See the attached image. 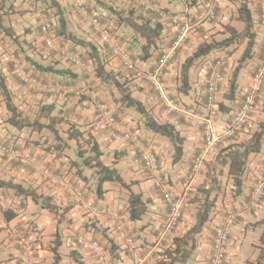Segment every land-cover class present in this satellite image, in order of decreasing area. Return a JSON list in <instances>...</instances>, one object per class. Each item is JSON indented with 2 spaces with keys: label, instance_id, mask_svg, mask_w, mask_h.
<instances>
[{
  "label": "crops",
  "instance_id": "0c3cea01",
  "mask_svg": "<svg viewBox=\"0 0 264 264\" xmlns=\"http://www.w3.org/2000/svg\"><path fill=\"white\" fill-rule=\"evenodd\" d=\"M11 1L9 13L2 16V27H0V67L6 74L13 101L21 112L22 118L33 121L39 117L45 126L33 129L31 127L18 128L12 125L9 121L11 112L6 107L0 93V140L19 147L28 159L25 165H21L16 161L0 158V180L19 182L25 187L36 189L39 194L50 195L52 202L56 205V210L52 212L42 208L40 203H36L31 197L18 194L13 188L0 187V193L5 195V200L0 203V264H18L20 251L8 236V229L17 222L29 224L30 221L37 225L42 234L43 247L38 253L39 257L36 260L38 264L52 263L53 254L50 245L57 233L62 239L60 247V252L63 253L62 264H78L73 259L71 250L76 248L75 240L82 235L88 238H98L106 243L111 250L109 258L114 264H157L163 259L165 247L172 243V239L183 235L196 223L201 203L199 199L206 195H202L203 193L208 191L216 197V203L208 221L197 235V245L192 256L184 264H207L213 248L214 229L225 220L228 212H235L236 220L231 229L226 264H256L260 250L253 246L252 242L260 238L263 232V225L256 223L264 218V193L258 203L251 200L250 194L257 179L264 175V141L261 151L251 156L249 160L242 195L235 198L232 196V179L228 174V165L224 166V170L219 169L217 165L221 164L218 162V157L213 154L205 157L200 173L190 187L186 188L184 181L195 156L204 147V137L200 128L187 122V116L183 111L175 109L176 105L186 104L195 108L199 114L205 115L207 112L205 95L209 68L212 61L225 52L224 49L229 50L235 44L212 52L204 57L202 63L191 68V88L188 92L180 89L181 68L186 58L203 41L227 36V33H223L225 25L231 24L238 31H244L245 23L236 18L240 0H216L218 3L216 19L205 22L196 32L190 33L188 38L182 41L179 50L166 69V96L156 93L152 84H148L149 81L136 78L121 65L118 59L111 56L110 47L102 42L91 21L73 10L71 0ZM86 1L91 11L100 14L108 27L112 28L113 34L131 49L140 67L147 72L156 68L159 53L169 49L181 30L180 26L165 21V29L152 51V56L144 60L142 44L145 39L134 31L125 18L129 13L143 14L146 17H152L151 14L127 0ZM152 1L158 2L170 12L188 14L190 19L194 20L207 0ZM2 2L8 6L7 0H0V3ZM248 4L253 11L256 45L253 49V56L246 60L238 71L235 100H230L227 95L230 89V68L235 58V55L232 56L230 53L228 55L223 69L222 88L217 95V101L230 107V110L220 113V119L230 118L237 110L244 95L251 87L254 70L261 61L264 27L258 20V0H248ZM46 12L52 16L54 21L59 14L63 15L66 21L65 34H60L58 29H55L56 41L67 50L80 55L86 60L87 66L72 64L57 51L45 45L40 32V23L42 13ZM246 44L247 40L241 43L244 47ZM13 54L27 58L30 64L36 61L45 67H51L50 69L53 70L43 71L32 65L33 68L30 70L49 84L66 86V91L57 95H49L39 90L26 88L13 69L10 60ZM96 59H99L107 71H114L118 79L129 78V84L137 87L132 93L133 96L144 103L157 121H169L177 126L181 134L185 136L184 156L179 162H173L175 152L173 143L167 137L149 130L146 127L145 117L140 112L133 107H126L121 99L115 103L112 102L105 91L108 86L112 85L97 76ZM85 85L96 88L125 128L134 130L139 135V140L132 143L124 138L117 140L111 138L109 131L105 129L95 127L94 131L90 130L104 153L102 160L119 171L125 182L129 184V188L116 182H106L99 193L93 171L83 168L81 164H75V161H79L76 155L77 142L68 137L69 128L71 124H76L77 127L88 130L90 123L96 118L94 110L90 107H83L75 95L76 89ZM114 86L113 84V96H119L120 92ZM263 92L264 90L259 96L249 127L235 137L223 141L219 148L223 149L229 144L245 140L251 126L264 120L263 107L260 106L262 103L260 97ZM45 104L54 105L50 111L45 110L50 114L46 117L41 113ZM51 116L55 117V121L51 120ZM63 141L66 143L65 147L57 146ZM145 148H150L158 154L161 163L158 173H151L144 168L141 150ZM47 171L68 172L72 185L88 189L90 197L103 211L102 216L98 219L93 218L84 207L72 201L66 188L51 185L47 178ZM218 176L219 179H216ZM161 181H166L175 194L185 193L181 223L162 244L158 243V239L168 214V206L159 188ZM222 183H224L223 187ZM215 184L216 188L208 190ZM131 191L140 193L148 202V210L139 220H132L129 215ZM17 206L24 207V217L15 215L11 219L7 218L6 216L12 213L9 211L6 214V210L12 208L14 211ZM117 222H122L127 232L134 237L132 244L127 243L119 235L115 228ZM248 237H251V243ZM82 261L84 264H100L94 256L87 252L83 253Z\"/></svg>",
  "mask_w": 264,
  "mask_h": 264
},
{
  "label": "built area",
  "instance_id": "2783aa9c",
  "mask_svg": "<svg viewBox=\"0 0 264 264\" xmlns=\"http://www.w3.org/2000/svg\"><path fill=\"white\" fill-rule=\"evenodd\" d=\"M133 4L157 14L162 20L169 21L181 27L178 38L171 47L162 55L154 71L146 72L142 70L134 60L130 49L113 34L110 27L106 26L102 19L90 12L82 0H73V8L83 17L88 18L95 31L100 35L102 42L110 47L111 55L118 59L121 65L133 73L136 77L150 81L155 90L161 95H165L164 81L162 78L163 69L168 62L175 56L183 40L188 38L190 33L196 32L205 22L214 20L217 16L218 3L216 0H207L203 9L194 20L190 19L188 14L170 12L161 7L152 0H129ZM259 23L264 27V0H258ZM40 31L45 45L59 54L72 64L86 66V62L78 55L67 50L61 43L56 41L52 18L47 13H42ZM14 71L21 82L29 90H39L46 94H60L66 91L64 85H53L43 81L40 77L34 75L26 68L24 61L17 55L10 58ZM225 61L221 58L213 60L206 82L205 104L207 112L205 115L199 114L192 106L176 105L175 109L183 111L190 124L202 130L204 137V147L198 153L192 163V167L184 181L186 188L190 187L197 175L200 173L201 166L205 157L209 154H217L221 143L227 139L235 137L238 133L246 130L251 122V117L257 108L258 96L264 88V41L262 48L261 61L253 74V82L249 91L244 95L243 100L237 110L228 119H220L221 111L217 106V95L221 90L223 81V69ZM75 95L83 107H90L96 113L94 125L100 129L109 131L110 137L117 139H127L130 142L139 140L136 131L125 128L119 120L117 114L113 112L110 106L102 99L96 88L92 86H81L76 89ZM0 158L8 159L21 163H27V157L21 149L15 145L0 140ZM141 160L144 168L151 173H158L161 169L160 158L158 154L150 149L141 150ZM47 178L51 185L67 189L68 196L79 206L84 207L93 218L98 219L103 211L97 203L90 197L87 189L72 185L67 172H49ZM160 191L164 201L168 206V214L164 221L158 243L162 244L180 225L183 218L185 206V193L175 194L174 190L168 186L166 181L159 183ZM264 193V175L257 179L252 192L251 200L255 203L261 201ZM5 200V195L0 193V203ZM17 216L24 217L25 209L23 206L14 208ZM236 213L230 212L223 222L214 229L213 248L208 258L207 264H225L228 255V246L231 239V229L235 224ZM28 225V226H27ZM23 226V227H22ZM115 228L119 235L132 244L134 237L125 229L122 222H117ZM32 228L29 224L17 222L9 228L10 235L21 250L23 264H33L32 257L34 253L33 243L31 242ZM78 244L81 249L96 258L100 264H114L109 258V249L97 238L78 237Z\"/></svg>",
  "mask_w": 264,
  "mask_h": 264
},
{
  "label": "trees",
  "instance_id": "16d2710c",
  "mask_svg": "<svg viewBox=\"0 0 264 264\" xmlns=\"http://www.w3.org/2000/svg\"><path fill=\"white\" fill-rule=\"evenodd\" d=\"M9 10H10L9 6H5L3 2L0 3V27H2V16L8 14ZM58 12L56 13L57 15L59 14ZM148 13H150L152 17H146L143 14L135 15L134 13H129V15L125 18L127 23L134 29V31L138 35H140V37L145 39V42L142 44V52H143L142 58L144 60H147L152 56V51L156 47L157 41L158 39L161 38L163 31L165 29L164 20H162L155 13L149 11ZM119 17L122 18V16L120 15ZM236 18L245 23L244 31L240 32L231 24H227L224 26V30H223V33H227V36L222 37L220 39L217 38L209 41L208 40L203 41L197 47V49L189 57L186 58V60L182 65L181 73H180L181 75L180 89L182 91L188 92L189 89L191 88L190 70L192 67L202 63L204 57H206L207 55L211 54L216 50L224 49L233 44H239L244 42V40H247L244 53L240 60L241 63L235 70L233 79L230 82L228 98L230 100H235L238 71L242 67L241 64L243 62H246V60H248L253 56V52H254L253 49L256 45V33L255 31H253V25H254L253 11L248 4V0H240V5L237 9ZM52 24H53L54 33H56L55 29H58L60 34H65L66 21L63 15L59 14L58 18L55 21L52 18ZM79 42H84V41H79ZM173 42L171 43V45L173 44ZM262 48H263V44H262ZM165 52L166 50L159 53L157 59L158 61ZM16 55L24 61L26 68L28 70L33 68V66L43 71L53 70L50 69L51 67H45L36 61H32L30 64L27 58L22 57L21 55L18 54ZM133 57L138 63V60L135 58L134 55ZM169 62L167 66L163 69V75H162L163 81L165 80V73L169 65ZM95 70L97 76L102 81L113 83L118 88V90L121 93L122 103L126 107L135 108L145 117L146 127L149 130L167 137L173 143L175 150L173 162L174 163L179 162L184 156L185 136L181 134L177 126L169 121L166 122L157 121L154 118V116H152L150 112L147 110L144 103L133 96L131 90L124 89L125 81L118 79L114 71H107L105 69V66L99 61V59H96ZM0 93L2 94L3 100L6 103V107L11 112L9 121L11 122L12 125L18 128L31 127L33 129H37L39 127L45 126L40 121L39 117L33 121L22 118L21 112L19 111L17 105L13 101V97H12L13 94L8 87L6 74L3 72L1 67H0ZM49 95H57V94H49ZM217 106L221 112H227L230 110V107H228L222 102H218ZM43 107L44 108H42L41 113L46 117L49 116L50 114H48L49 112L46 113L45 110L50 111V108L54 107V105L45 104ZM54 118L55 117L51 116V120L55 121ZM94 129H96L94 122L90 123V128L88 130L82 129L81 127H77L76 124H71L68 132V137L70 139H74L77 142L76 155L79 158V161H75V164L77 165L81 164L83 168H88L93 171V174L97 179V183H98L97 192L99 193L102 191V185L106 182H116L121 184L122 186L129 188V184L125 182L119 171L113 165H109L102 160V156L104 153L100 148L99 142L94 137L93 133L90 131V130L94 131ZM247 133H250V129L248 130ZM263 141H264V120L259 122L258 128L255 131H253V133L249 136V139H247L246 141L243 140L238 143L229 144L222 149L223 155L221 157L222 161L220 163L221 165H228V174L229 177L232 179V195L234 197H238L243 194L244 177L249 160L251 156L258 154L261 151ZM57 146L65 147L66 143L65 141H63V143L61 144L59 143ZM18 163H20L21 165H25L24 163L21 162ZM67 174L69 176L68 172ZM2 186L13 188L20 195L31 197L36 203H40L42 208L48 209L49 211L52 212H55L56 210V205L52 202V198L50 195L39 194L36 191V189L25 187L22 183L19 182L17 183L12 180L5 181L1 179L0 187ZM83 188L87 189L86 187ZM210 196L211 193L210 191H208L206 193V197L205 200L203 201V204L200 205L199 207L196 223L186 233H184L181 236H176L172 239V243L169 246L165 247L166 249L165 252L163 253L164 255L163 259L160 260L157 264H184L192 256L197 245V235L202 231L203 227L208 221L210 213L212 212L216 203V197L211 199ZM147 210H148V202L143 199L140 193H134L131 191L129 196V207H128L130 218L132 220H139L147 212ZM9 211L12 213L11 215L8 214ZM6 214H8L6 217L9 219L17 215V213L13 211L12 208H8L6 210ZM256 224L263 225L262 235L260 236V238L253 241V246H255L260 250V254L256 261V264H262L264 261V218L259 220ZM29 227L32 228L29 234L31 236V242L33 243V249H34L32 261L33 264H38V261L36 262L37 258L39 257L38 253L40 249H42L43 247V241L41 240L42 234L39 230L36 229L38 227L35 223H32L30 221ZM8 234L9 237L12 238V240L15 242L14 238L9 233V229H8ZM77 241H78V237L75 240L76 248L71 250V254L73 259L78 264H84L82 261V257L85 251L81 249ZM101 242L103 244H106L103 241ZM15 245L17 246L18 250L21 252L18 245L16 243ZM61 245H62V239L60 234L57 233L55 238L51 241V245H50V249L53 254L52 256L53 261L51 264H62L63 253L60 252ZM107 247L109 249L108 245ZM109 252H111L110 249ZM18 264H23L21 255L18 256Z\"/></svg>",
  "mask_w": 264,
  "mask_h": 264
},
{
  "label": "rangeland",
  "instance_id": "374dc122",
  "mask_svg": "<svg viewBox=\"0 0 264 264\" xmlns=\"http://www.w3.org/2000/svg\"><path fill=\"white\" fill-rule=\"evenodd\" d=\"M16 1V0H15ZM86 1V0H85ZM114 1H125V0H114ZM129 3H131L129 0H127ZM11 3H12V1L11 0H7V5L8 6H10L11 5ZM72 5V4H71ZM262 48V47H261ZM225 50V52H222L221 53V55L220 56H217V58H221V59H223L226 63H227V58H228V55H229V53H230V55H235V58L233 59V63H232V66H231V70H230V74H231V79H230V82L232 81V79H233V76H234V72H235V70L237 69V67L240 65V63H241V57H242V55H243V53H244V50H245V47L244 46H242L241 45V43H239V44H235V45H233L232 46V48H230L229 50H226V49H224ZM210 59V58H209ZM214 58H212V60H213ZM226 63H225V65H226ZM243 64H244V62L241 64L242 66H243ZM143 81H144V79H142ZM146 80V79H145ZM122 81H125L124 82V89H129V90H131V93H134L135 92V90L137 89V87H135V85H131V84H129L130 83V80H129V78H127L126 80H122ZM148 81V80H147ZM165 81L166 80H164V87H165V90L167 89L166 88V85H165ZM150 82V81H149ZM148 84H152L151 82L150 83H148ZM111 85L113 86V83H111ZM112 86H108L106 89H105V91L107 92V94L110 96V99L112 100V102L113 103H115L116 101H118V99H121V93H119V96H113V87ZM137 86V85H136ZM229 86H230V83H229ZM116 89H118L116 86H114ZM131 87V88H130ZM132 87H134V89L132 88ZM139 87V86H138ZM154 89V88H153ZM264 90V89H263ZM119 91V90H118ZM154 91L157 93L158 91L157 90H155L154 89ZM120 92V91H119ZM159 93V92H158ZM228 96H229V92H228V94H227ZM104 100L106 101V99L104 98ZM260 100L262 101V103L260 104V106L261 107H263L262 108V110L264 111V92H263V94H262V97H260ZM107 102V101H106ZM184 104V103H183ZM186 105V104H185ZM186 106H188V105H186ZM57 117V116H56ZM188 122V121H187ZM189 123V122H188ZM258 126H259V122H257L256 123V125H252L251 126V128H250V133H247L248 135H246V138H245V140L244 141H246L247 139H249V136L253 133V131H255L257 128H258ZM214 156H216V157H218V162H221L222 161V149L221 148H219V150H218V153L217 154H213ZM1 159H4V158H1ZM221 164V163H220ZM224 166L225 165H220V166H218L217 165V167H219V169H221V170H224ZM222 175V174H221ZM226 178V177H225ZM216 179H219V176L216 178ZM222 182H224V180H221ZM224 186V183H222V187ZM217 187V185L215 184V185H213L212 187H210L208 190H211V189H214V188H216ZM88 190V189H87ZM206 191H208L207 189H205ZM204 194H206V193H203L202 195H204ZM231 194H232V192H231ZM233 196V195H232ZM205 197H206V195H204V196H202V198H200L199 200L201 201V203L199 204V205H202L203 204V201L205 200ZM234 197V196H233ZM210 198L211 199H213L214 198V196H210ZM235 198V197H234ZM230 212H228V213H226V215H225V217H227L228 216V214H229ZM37 230H39L38 228H36ZM40 231V230H39ZM9 236V235H8ZM249 239V241H250V243H251V237H248ZM12 239V238H11ZM253 243V242H252ZM253 245V244H252ZM252 249V248H251Z\"/></svg>",
  "mask_w": 264,
  "mask_h": 264
},
{
  "label": "clouds",
  "instance_id": "9594fccd",
  "mask_svg": "<svg viewBox=\"0 0 264 264\" xmlns=\"http://www.w3.org/2000/svg\"><path fill=\"white\" fill-rule=\"evenodd\" d=\"M84 3H85V5L88 7V9L90 10V12L91 13H93V14H97L96 12H94V11H91V8H90V6H89V4H88V1H85V0H82ZM72 2H73V0H71V4H72ZM156 2V1H155ZM206 2V1H205ZM132 3V2H131ZM158 3V2H157ZM159 4V3H158ZM160 5V4H159ZM204 5V4H203ZM137 6V5H136ZM161 6V5H160ZM71 7L73 8V4L71 5ZM138 8H141V7H139V6H137ZM162 7V6H161ZM164 8V7H163ZM142 9H144V8H142ZM165 9V8H164ZM73 10L75 11V9L73 8ZM145 11H147L148 12V10H146V9H144ZM218 10V9H217ZM76 12V11H75ZM47 14H49L48 12H46ZM178 13H182V12H178ZM50 15V14H49ZM101 19H102V21L104 22V24H106L105 23V21H104V19H103V17L100 15V14H97ZM42 16V15H41ZM50 17L52 18V16L50 15ZM217 17V16H216ZM216 19V18H215ZM213 21V20H212ZM211 22V21H210ZM41 24V23H40ZM92 24V23H91ZM93 26V25H92ZM106 26H108L107 24H106ZM112 29V28H111ZM113 31V30H112ZM41 32V31H40ZM181 46V45H180ZM128 47V46H127ZM171 47V46H170ZM169 47V48H170ZM180 48V47H179ZM179 48H178V50H179ZM130 49V48H129ZM177 50V51H178ZM130 51H131V49H130ZM132 52V51H131ZM177 53V52H176ZM13 55H16V54H13ZM132 55H133V53H132ZM176 55V54H175ZM262 56V55H261ZM175 57V56H174ZM173 57V58H174ZM134 58V57H133ZM172 58V59H173ZM216 59V58H215ZM214 59V60H215ZM84 60V59H83ZM135 60V59H134ZM85 62H86V60H84ZM119 61V60H118ZM136 61V60H135ZM213 62V61H212ZM226 63V62H225ZM138 64V63H137ZM86 66H87V62H86ZM139 66V65H138ZM225 66V65H224ZM258 66V65H257ZM82 67H84V66H82ZM140 67V66H139ZM157 67V66H156ZM141 68V67H140ZM13 69H14V67H13ZM142 69V68H141ZM155 69V68H154ZM210 69V68H209ZM256 69V68H255ZM127 70V69H126ZM142 70H144V69H142ZM128 71V70H127ZM145 71V70H144ZM154 71V70H153ZM255 71V70H254ZM30 72L31 73H33L31 70H30ZM130 72V71H129ZM147 72V71H146ZM149 72H151V71H149ZM131 73V72H130ZM16 74V73H15ZM34 74V73H33ZM133 74V73H132ZM254 74V73H253ZM34 75H36V74H34ZM134 75V74H133ZM17 76V75H16ZM36 76H38V75H36ZM18 77V76H17ZM39 77V76H38ZM19 78V77H18ZM139 79H142V78H139ZM20 80V79H19ZM145 80V79H144ZM21 81V80H20ZM223 82V81H222ZM253 82V81H252ZM22 83V82H21ZM252 85V84H251ZM153 86V85H152ZM154 88V87H153ZM221 88H222V86H221ZM264 89V88H263ZM263 91V90H262ZM160 94V93H159ZM165 94H166V90H165ZM103 99V98H102ZM104 100V99H103ZM105 101V100H104ZM106 102V101H105ZM107 103V102H106ZM217 103H218V101H217ZM108 104V103H107ZM185 106V105H184ZM222 113V112H221ZM218 153V152H217ZM210 155V154H209ZM181 223V222H180ZM175 231V230H174ZM172 234V233H171ZM83 236V235H82ZM79 237V236H78ZM88 238V237H87ZM227 257H228V255H227ZM226 264V263H225Z\"/></svg>",
  "mask_w": 264,
  "mask_h": 264
}]
</instances>
